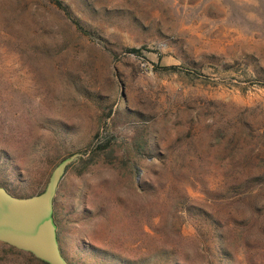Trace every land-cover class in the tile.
<instances>
[{
  "label": "rangeland",
  "instance_id": "374dc122",
  "mask_svg": "<svg viewBox=\"0 0 264 264\" xmlns=\"http://www.w3.org/2000/svg\"><path fill=\"white\" fill-rule=\"evenodd\" d=\"M73 154L70 264H264V0H0V187Z\"/></svg>",
  "mask_w": 264,
  "mask_h": 264
},
{
  "label": "water",
  "instance_id": "95a60500",
  "mask_svg": "<svg viewBox=\"0 0 264 264\" xmlns=\"http://www.w3.org/2000/svg\"><path fill=\"white\" fill-rule=\"evenodd\" d=\"M79 154L60 161L44 190L15 197L0 187V242L28 252L45 264H70L62 255L53 218V204L60 180Z\"/></svg>",
  "mask_w": 264,
  "mask_h": 264
},
{
  "label": "trees",
  "instance_id": "16d2710c",
  "mask_svg": "<svg viewBox=\"0 0 264 264\" xmlns=\"http://www.w3.org/2000/svg\"><path fill=\"white\" fill-rule=\"evenodd\" d=\"M56 5H60L59 3H57ZM59 7V6H58ZM137 51L138 50H136V49H131V50H129V52H132V53H137Z\"/></svg>",
  "mask_w": 264,
  "mask_h": 264
}]
</instances>
